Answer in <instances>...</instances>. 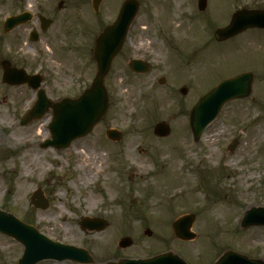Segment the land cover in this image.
<instances>
[{
    "label": "rangeland",
    "instance_id": "rangeland-1",
    "mask_svg": "<svg viewBox=\"0 0 264 264\" xmlns=\"http://www.w3.org/2000/svg\"><path fill=\"white\" fill-rule=\"evenodd\" d=\"M35 1L45 8L60 0L27 3ZM124 1L104 0L95 14L92 0H66L70 9L59 13L55 37L53 30L46 41L32 42L27 25L3 31L5 20L25 9L22 1L0 0V210L51 240L85 249L95 264L166 252L188 264H215L229 249L264 261V227L241 226L244 212L264 207V30L225 42L215 38L236 11L264 10V0H207L202 12L198 0H138L129 39L106 79L110 105L101 123L62 151L41 146L51 138V112L20 126L36 92L4 84L1 62L41 73L53 101L77 96L97 72L95 38L116 20ZM131 59L149 61L152 70L133 73ZM246 72L254 75L251 96L228 102L195 143L192 108L221 81ZM162 77L166 83L160 85ZM184 87L186 95L180 93ZM162 121L171 128L166 138L154 135ZM108 129L119 130L122 140L107 139ZM234 141L239 145L230 151ZM88 153L102 171L80 180L84 170L78 167ZM39 188L49 204L44 210L32 202ZM187 214L195 216L192 241L173 231ZM82 217L106 220L108 226L83 231ZM124 237L133 245L121 249ZM23 252L20 242L0 233V264H18Z\"/></svg>",
    "mask_w": 264,
    "mask_h": 264
},
{
    "label": "water",
    "instance_id": "water-1",
    "mask_svg": "<svg viewBox=\"0 0 264 264\" xmlns=\"http://www.w3.org/2000/svg\"><path fill=\"white\" fill-rule=\"evenodd\" d=\"M102 0H93L96 11ZM207 7V0H199V9L204 11ZM139 10V2L127 0L121 9L117 21L108 26L96 39L94 60L97 63V75L92 86L78 99H64L60 103H53L47 99L43 90L38 93V102L28 115L22 120L21 126H27L34 120L45 116L50 109L53 110L54 119L50 130L52 140L42 145L43 148L53 146L62 150L71 145L74 140L87 136L94 127L105 117L109 100L105 88V79L108 75L114 58L121 51L126 40L128 29ZM30 15L24 14L7 20L5 32L13 30L16 26L27 22ZM264 29V11H238L234 14L230 25L216 32L218 41H225L248 29ZM33 39H36L33 37ZM130 67L135 72L146 73L150 66L140 60H132ZM4 71L3 82L12 86L27 84L34 90L41 86L42 78L28 76L24 70H17L8 61L2 62ZM254 76L246 73L238 77L226 80L219 86L212 89L206 96L199 100L193 108L190 116V125L193 131L194 140L198 142L205 129L217 118L223 106L238 98L250 97ZM165 79L160 80L164 84ZM188 90L183 88L181 93L186 95ZM171 129L167 123H159L155 127V134L159 137H167ZM107 137L113 141H120L122 134L117 130H108ZM238 145L235 141L229 148L234 151ZM33 202L38 208L46 209L48 202L43 197V192L38 190L33 196ZM193 215L180 218L174 223L173 229L177 238L181 240H193L196 235L191 232L194 223ZM80 226L85 231H103L108 223L99 219L83 218ZM242 228L252 226H264V207L251 208L244 215ZM0 232L14 237L20 241L25 252L19 264H38L45 259L58 261L73 260L83 264L94 263L93 257L84 249L74 246L63 245L45 238L38 231L13 215L0 211ZM151 235V232H147ZM133 241L124 238L120 241L122 249L131 247ZM106 264H187L181 257L173 252H167L150 259H119ZM215 264H264L261 259H249L245 255L238 254L231 250L227 251Z\"/></svg>",
    "mask_w": 264,
    "mask_h": 264
},
{
    "label": "flooded vegetation",
    "instance_id": "flooded-vegetation-1",
    "mask_svg": "<svg viewBox=\"0 0 264 264\" xmlns=\"http://www.w3.org/2000/svg\"><path fill=\"white\" fill-rule=\"evenodd\" d=\"M21 1L25 8L21 13L29 11L33 14L32 21L25 24L27 26H24V29L28 32V34L30 35V38L33 33H36L38 42L46 41L49 38L47 35H50L51 31L53 30H54L53 36L55 37V33L58 32L57 30H55L56 29L55 25L57 21L59 20V13L65 12L66 14V12L68 11V8L70 9V3L67 4L66 0L58 1L56 7L53 4H50V5H47L45 8L36 1L32 5H28L27 0H21ZM41 17L44 18L43 21H41ZM30 24H33V25L31 26ZM90 83L91 81L89 82V84Z\"/></svg>",
    "mask_w": 264,
    "mask_h": 264
},
{
    "label": "bare ground",
    "instance_id": "bare-ground-1",
    "mask_svg": "<svg viewBox=\"0 0 264 264\" xmlns=\"http://www.w3.org/2000/svg\"><path fill=\"white\" fill-rule=\"evenodd\" d=\"M176 16L177 15L174 14L175 18H176ZM170 19H171V21L173 20V15H172V18H170ZM39 133L42 134L43 130L39 129ZM87 155H88V157L84 156L83 157V163L78 167L80 169V171L84 170V172L82 174L78 173V178H80V180H88L89 181L91 177H93L96 173L99 174L102 170H98L96 165H95V160L97 159L96 156L93 157L91 155V153H88ZM18 190H19L20 193H22L20 195L22 197L23 196V191L25 190V184L23 183L22 186H20ZM94 200H96V199H94ZM217 211L219 213L220 212L222 213L223 212V208H219Z\"/></svg>",
    "mask_w": 264,
    "mask_h": 264
}]
</instances>
